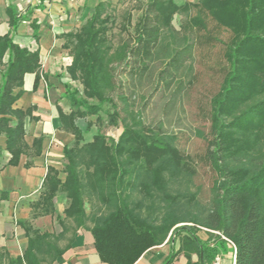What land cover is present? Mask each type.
Here are the masks:
<instances>
[{
    "label": "trees",
    "instance_id": "trees-1",
    "mask_svg": "<svg viewBox=\"0 0 264 264\" xmlns=\"http://www.w3.org/2000/svg\"><path fill=\"white\" fill-rule=\"evenodd\" d=\"M191 8L197 10L191 17L194 28L205 26L207 16L231 33L224 76L210 99L209 130L201 134L206 142L204 160L213 177L206 202L201 188L193 190L198 171L177 146V136L146 126L120 79L136 56H151L162 41L163 29L174 30V16ZM8 13L13 32L0 36V137L5 138L3 150L9 158L0 172L18 166L23 155L29 158L25 167L30 168L32 158L42 155L43 136L32 145L26 141L27 118L40 119L33 114L37 106L23 109L17 102L26 92V74H35L33 91L48 80L40 48L31 50L14 41L21 18L12 7ZM124 19L122 30L129 31L131 12ZM115 25V9L100 1L81 27L61 35L63 47L73 57L67 72L83 86L80 96L79 89L65 84L70 113L57 105L62 129L76 141L64 147L62 171L48 166L40 197L32 207L37 212L33 218L56 216L62 232H42L29 220L20 221L29 247L23 257L9 263L53 264L70 247L77 230L84 228L91 231L101 260L108 264H135L147 250L166 241L171 251L163 264H173L180 252L185 253L187 264H216L218 257L229 255L234 264H264V0H199L181 6L174 0H150L135 26L136 45L128 39L116 45ZM32 26L39 28L37 21ZM210 32L200 35V40L216 41ZM170 37L168 60L177 69L193 44L185 35L183 46L174 48L177 37ZM105 104L113 107L105 111L109 125L121 126V135L112 139L97 133L83 143L85 133L103 121L100 113ZM89 116H96V122L88 121L83 129L79 120ZM60 193L69 201L64 217L55 210ZM202 228L207 230V240L198 235ZM61 240L67 241L63 247Z\"/></svg>",
    "mask_w": 264,
    "mask_h": 264
},
{
    "label": "crops",
    "instance_id": "crops-1",
    "mask_svg": "<svg viewBox=\"0 0 264 264\" xmlns=\"http://www.w3.org/2000/svg\"><path fill=\"white\" fill-rule=\"evenodd\" d=\"M85 3L86 0H0V36L13 32L8 13V9L12 7L21 18L14 41L31 50L40 48L43 72L48 74V80L43 79L37 91H33L35 74H26V92L17 102L18 107L23 109L37 106L33 114L40 119L36 121L29 118L26 121V141L32 145L35 138L43 136V152L42 155L32 158L34 165L30 168L25 167L29 158L23 155L18 166H7L0 172V264H10L9 259L23 257L29 247V238L20 221L29 220L34 228L42 232L56 235L62 232L56 216L39 215L33 218L37 212L32 205L40 197L48 166L62 171L65 167L64 147H72L76 141L73 134L62 129L57 108V105L61 106L66 113L72 110L71 98L66 94L65 84L72 81L67 67L73 60L70 50L63 47L65 39L61 37L63 33H60L57 26H64L68 15L72 17ZM34 21L39 25L37 31L32 26ZM7 58L6 56V60ZM0 138L4 147L5 138ZM60 176L64 179L65 173L61 172ZM54 204L56 215L64 217L65 209L69 206L67 197L62 193L58 194ZM199 236L203 240L209 237L207 233L205 237ZM66 243L67 241L61 240L59 246L63 247ZM179 247L180 239L176 241L175 250ZM170 251L171 245L166 241L147 250L135 264H163ZM218 258V264L223 261L224 264H234L232 255ZM192 259L196 260L197 256L193 254ZM53 264L108 263L101 260L91 231L81 228L75 233L70 247ZM173 264H187L185 253H178Z\"/></svg>",
    "mask_w": 264,
    "mask_h": 264
},
{
    "label": "rangeland",
    "instance_id": "rangeland-1",
    "mask_svg": "<svg viewBox=\"0 0 264 264\" xmlns=\"http://www.w3.org/2000/svg\"><path fill=\"white\" fill-rule=\"evenodd\" d=\"M99 1H106L115 9L116 25L112 34L114 43L117 45L123 39H128L136 45L134 38L132 39L135 35V26L145 15L150 0H86L85 6L78 8L72 17L68 15L64 26H61L62 24L57 26L60 33L81 27L94 13ZM174 1L181 6L188 0ZM189 2L198 3L199 0H189ZM128 12L132 14V22L131 25L127 24L129 31H123L124 17ZM196 13L197 10L192 8L188 13H177L172 22L174 30L170 32L163 29L162 41L159 46L152 48L151 56L146 57L143 53L139 57L136 56L131 66L122 70L120 79L123 82L122 90L129 96L135 108L141 111L146 126L177 136V146L192 158L198 171L194 176L193 190L197 187L201 188L202 201L206 202L213 177L204 160L206 142L201 134L209 130L210 99L218 91L224 76L223 70L227 66L224 53L231 33L216 26L215 21L207 16L204 17L205 26L200 29L194 28L191 17ZM153 14V12L148 13L149 16ZM150 23H152L150 25L154 24L153 21ZM210 31L217 40L212 44L209 41L202 42L200 35H207L211 33ZM171 35L177 37L172 46L174 48L183 46L185 35L190 37V42L193 44L191 53L185 55V61H180V67L177 69L170 65L168 60L166 43L173 42ZM67 84L72 89H79L80 96H83V86L79 81L69 80ZM91 102L97 103V100ZM112 110L110 104L103 106V111L100 113L103 117L101 123L96 122V116L79 120L83 129L86 128L88 121L96 122L91 130L85 133L83 143L92 141L97 133L112 139L119 138L123 128L109 125L105 112ZM28 120L29 118L26 121ZM1 141L0 138V168L9 158L8 153L3 150L5 146L1 145ZM206 233L207 230L204 228L199 231V235L204 237ZM224 263L223 261L222 264Z\"/></svg>",
    "mask_w": 264,
    "mask_h": 264
},
{
    "label": "built area",
    "instance_id": "built-area-1",
    "mask_svg": "<svg viewBox=\"0 0 264 264\" xmlns=\"http://www.w3.org/2000/svg\"><path fill=\"white\" fill-rule=\"evenodd\" d=\"M56 1H64V0H56ZM66 1H69V0H66ZM72 1H74V0H72ZM218 260H219V258H218ZM218 260H217L216 264H218Z\"/></svg>",
    "mask_w": 264,
    "mask_h": 264
}]
</instances>
